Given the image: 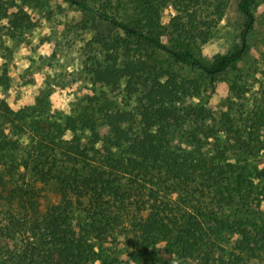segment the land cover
Returning a JSON list of instances; mask_svg holds the SVG:
<instances>
[{"label": "trees", "instance_id": "1", "mask_svg": "<svg viewBox=\"0 0 264 264\" xmlns=\"http://www.w3.org/2000/svg\"><path fill=\"white\" fill-rule=\"evenodd\" d=\"M65 1L123 33L90 42L102 57L89 79L100 88L126 82L140 106L119 109L93 93L61 122L0 102V264L264 263V167L250 166L264 153V89L252 108L242 102L213 119L195 102L200 88L159 58L212 80L238 68L243 45L212 62L194 50L207 38V17H224L222 0ZM258 1L239 0L242 38L254 28ZM13 3L0 0V36L36 26L27 11L12 13ZM170 5L179 14L165 26ZM127 7L134 16L119 14ZM231 88L242 101L250 89ZM229 234L237 236L232 244Z\"/></svg>", "mask_w": 264, "mask_h": 264}, {"label": "rangeland", "instance_id": "2", "mask_svg": "<svg viewBox=\"0 0 264 264\" xmlns=\"http://www.w3.org/2000/svg\"><path fill=\"white\" fill-rule=\"evenodd\" d=\"M12 1V13L20 9L27 11L36 26L18 36L7 33L0 36V102L7 100L16 110L30 107L27 115L31 118H37L44 110L41 116L61 122L88 104L93 93L107 97L119 109L131 110L140 106L138 98L125 89L126 82L118 89L100 88L89 79V67L98 56L102 57L101 47L91 48L90 42L99 33L113 37L122 36L121 31L106 26L96 16L65 0ZM92 3L100 4L93 0ZM221 3L226 10L224 17L219 22L207 17L209 23L204 22L200 29L207 38L198 39L194 50L201 59L212 62L243 45L246 54L238 68L212 80L198 70L172 63L166 54L159 56L162 64L178 73L183 82L191 88H200L195 102L207 106L213 119L230 107L239 110L242 102L246 103V108H252L259 103L260 92L264 89V0H259L254 6V28L246 32L244 38L246 17L238 10L239 0H222ZM119 14L126 17L135 15L128 7L121 9ZM178 14V10L170 5L163 11V24L170 25ZM211 22H215L213 27L209 25ZM163 39L168 42L169 36ZM237 82H246L250 87L244 101L231 88ZM67 137H72V134ZM23 138L28 140V135ZM257 163L264 167V153L251 160L250 166ZM260 190H264V182L259 184ZM48 198L51 201L59 199L55 186L48 189ZM261 208L264 212V206ZM236 238V235L229 234L225 242L232 244ZM122 248H125L124 253L130 251L124 243ZM123 258L127 259V254Z\"/></svg>", "mask_w": 264, "mask_h": 264}]
</instances>
